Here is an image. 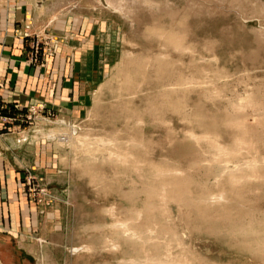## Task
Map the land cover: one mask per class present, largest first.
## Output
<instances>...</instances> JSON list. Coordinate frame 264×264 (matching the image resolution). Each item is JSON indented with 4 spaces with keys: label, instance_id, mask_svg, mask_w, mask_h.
<instances>
[{
    "label": "rangeland",
    "instance_id": "obj_1",
    "mask_svg": "<svg viewBox=\"0 0 264 264\" xmlns=\"http://www.w3.org/2000/svg\"><path fill=\"white\" fill-rule=\"evenodd\" d=\"M91 1L85 59L26 47L68 104L0 100L21 136L0 161V232L27 264H264V0ZM148 222L146 244L123 229Z\"/></svg>",
    "mask_w": 264,
    "mask_h": 264
},
{
    "label": "crops",
    "instance_id": "obj_2",
    "mask_svg": "<svg viewBox=\"0 0 264 264\" xmlns=\"http://www.w3.org/2000/svg\"><path fill=\"white\" fill-rule=\"evenodd\" d=\"M97 1L101 3L100 0ZM91 2L0 0V100L12 103L13 106H26L37 101H42L49 107L52 103L55 107L63 103L62 108L68 104V99L63 96L62 81L58 78L55 85L52 82L47 85L45 78L42 80L40 76L47 73L49 65L29 64L26 47H30L31 42L36 40L45 46V50H53L44 56L47 62H74L85 59L86 57H82L84 53H75L74 47L95 44L87 34L92 27ZM7 129L8 127L4 130L0 128V161L6 160L10 165L11 150L20 145L13 142L7 145L8 138L18 139L21 136L12 134L11 129ZM7 171L10 174L9 179L14 181L11 178L14 170L7 168ZM1 180L3 181V178H0V184ZM1 188L0 198L4 196L2 189L5 187ZM7 196L13 200L10 191ZM9 198L8 201H12ZM22 237L17 236L14 241L12 237L0 232V264H27L18 256L22 249L30 252L22 245L25 244Z\"/></svg>",
    "mask_w": 264,
    "mask_h": 264
},
{
    "label": "bare ground",
    "instance_id": "obj_3",
    "mask_svg": "<svg viewBox=\"0 0 264 264\" xmlns=\"http://www.w3.org/2000/svg\"><path fill=\"white\" fill-rule=\"evenodd\" d=\"M163 37H164V39L166 40V42L169 44V45H173V46H175V48L176 49H179V50H185L186 48H183V46H182V43L181 42H183L182 40H180L181 39V37L180 36H177V35H172V34H167V35H163ZM162 56V55H161ZM163 56H165L164 54H163ZM157 63H159V61H157ZM169 65V64H168ZM158 66V68H162V67H164V66H166V64H161V65H157ZM198 82V81H197ZM178 83V82H177ZM184 83H186V82H181V83H178V84H184ZM191 84V83H190ZM175 86V85H174ZM178 88V87H177ZM176 89V88H175ZM136 97V96H135ZM138 128V127H137ZM243 139H240V140H238V142H239V144L240 145H242V144H244L243 143ZM220 150H222V148L220 147L219 148ZM120 156V155H119ZM114 157V156H113ZM118 157V156H117ZM120 159V158H119ZM169 174V173H168ZM172 174H169L168 176H171ZM191 176V175H190ZM164 177V176H163ZM160 178V177H159ZM166 178L167 177H164L163 179H165L166 180ZM169 178H171V177H169ZM161 179V178H160ZM168 179V178H167ZM164 180V181H165ZM173 181V179L171 180V182ZM179 181V180H178ZM184 181V180H183ZM187 181V180H186ZM151 182V181H150ZM166 182H168V181H166ZM173 183V182H172ZM171 185V184H170ZM160 188H161V186H160ZM173 188V187H172ZM164 189H166V188H164ZM176 190H178V189H176V188H173L171 191H172V193L173 192H176ZM187 192V191H186ZM213 194V193H212ZM135 195V194H134ZM184 195H186V194H184ZM166 193H165V191H163L162 190V192H160V197H164V199L166 198ZM179 196V197H178ZM170 197V196H169ZM171 197L173 198V199H177V200H179V198H181V196L179 195V193H175V195H171ZM185 198V197H184ZM181 200V199H180ZM175 202V201H174ZM182 202V201H181ZM169 203V202H168ZM177 203H178V201H177ZM145 206V205H144ZM146 206H148V209H147V211H149V208H150V211L152 210V207H154V205H152V207L150 206V205H146ZM145 206V207H146ZM182 206V205H181ZM143 209V208H142ZM169 209V208H168ZM131 210V209H130ZM149 211V212H150ZM127 212V211H126ZM131 212H133V211H131ZM130 212V213H131ZM134 214H135V210H134ZM151 214V213H150ZM149 214V215H150ZM117 215V214H116ZM149 215H147V216H149ZM146 216V217H147ZM134 217V216H133ZM150 217V216H149ZM134 218H136V217H134ZM155 220V219H154ZM153 220V221H154ZM136 221V220H135ZM142 221V220H141ZM174 222V221H173ZM120 223V222H119ZM146 223H147V221H146ZM146 223H144V225L142 224L140 227H139V225L137 226V224L135 225V227H133L134 225H132L131 226V224L132 223H130V224H128V223H126L128 226L127 227H123V229L125 230V231H130V230H132V232L130 233V236L132 237V238H137V239H139V238H143V241L145 242V244H146V242L150 239V238H152L151 237V232L153 231V230H155L156 229V227H155V224H152V222H148V224H146ZM130 225V226H129ZM235 225V224H234ZM261 225V224H260ZM122 226V224H118V220H114L113 222H112V224H111V232L115 235V237L113 236V238L114 239H111L112 240V244H114V245H116L117 243L116 242H114V240H117L118 238V236H120L121 235V232H120V229L122 228L121 227ZM137 227V228H136ZM157 227H158V225H157ZM254 227V226H253ZM262 227H264V226H262ZM256 229V228H255ZM263 229V228H262ZM161 230V229H160ZM235 230V229H234ZM259 230V229H258ZM122 231V230H121ZM124 231V232H125ZM137 231V232H136ZM156 231V230H155ZM245 232V231H244ZM253 232H255V230L253 231ZM122 233H123V231H122ZM141 233V234H140ZM263 234H264V229H263V232H262ZM137 234H140V235H138V237H137ZM262 235V234H261ZM140 236V237H139ZM264 236V235H263ZM117 238V239H116ZM131 238V239H132ZM260 238V237H259ZM109 239V238H108ZM142 242V241H141ZM109 243H111V241L109 242ZM149 243V242H148ZM138 245V244H137ZM141 246H143L142 244H141ZM146 247V246H145ZM157 249V248H156ZM257 249V248H256ZM260 250H263L264 249V241L262 242V245H261V248H259ZM144 250V249H143ZM137 252V251H136ZM190 252V251H189ZM138 253V252H137ZM166 254V253H165ZM144 258H145V261H143V262H145L146 264H149L150 263V260L151 261H154L156 264H192V263H190L189 261H187L188 260V258H187V260L186 259H178V258H176V259H174V258H170V259H164V257H162V256H158V255H155V254H152L151 255V253H148L147 252V254H145L144 255ZM142 261V260H141Z\"/></svg>",
    "mask_w": 264,
    "mask_h": 264
},
{
    "label": "built area",
    "instance_id": "obj_4",
    "mask_svg": "<svg viewBox=\"0 0 264 264\" xmlns=\"http://www.w3.org/2000/svg\"><path fill=\"white\" fill-rule=\"evenodd\" d=\"M2 117H1V115H0V128L1 129H4V128H6L7 126L4 124V121H5V119L7 118H5V119H1ZM7 119H11V117H9V118H7Z\"/></svg>",
    "mask_w": 264,
    "mask_h": 264
}]
</instances>
